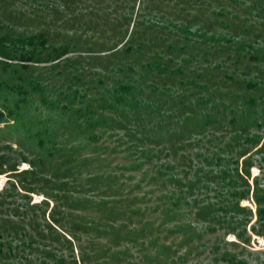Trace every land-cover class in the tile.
<instances>
[{
    "label": "rangeland",
    "instance_id": "rangeland-1",
    "mask_svg": "<svg viewBox=\"0 0 264 264\" xmlns=\"http://www.w3.org/2000/svg\"><path fill=\"white\" fill-rule=\"evenodd\" d=\"M1 35L68 53L0 63V264H264V0H0ZM142 63L160 114L105 108Z\"/></svg>",
    "mask_w": 264,
    "mask_h": 264
},
{
    "label": "trees",
    "instance_id": "trees-1",
    "mask_svg": "<svg viewBox=\"0 0 264 264\" xmlns=\"http://www.w3.org/2000/svg\"><path fill=\"white\" fill-rule=\"evenodd\" d=\"M42 37L43 35H39V36L34 35L28 38H18L16 40L11 41V40H8L7 37H4L3 35H1L0 36V57L3 60H0V63L2 65V69L4 71L15 70L14 67H18L21 69H28L33 64L48 63L50 61H55L56 59L68 53V50L66 47H61L59 49L53 48L51 50H45V47H43L44 45L43 43L45 42L42 41ZM124 50L126 53H130L133 50V47L130 46V47L125 48ZM13 61H16V63H13ZM151 64L152 63H142L141 64L142 69H139V71H137V69H135L133 65L130 66L129 64H126L124 67H119V71L120 72L122 71L124 74H127L129 72L133 73L134 75L137 74L138 79L134 81L137 84L134 85V84H130L129 82L119 83L116 86V88L112 91V94L108 95L107 99H103L104 105H105L104 107L105 108L108 107L109 109H114L115 112L117 113L118 112L121 113L127 108H131V109L133 108L134 110L143 111L141 113H138L137 115L139 116L138 117L139 119L142 118L144 121L146 117H149L153 113L160 114L159 111L161 110V108H158L153 103H150L149 101H146L141 97V94L142 92H144L145 86H146V81H145L146 76H147L145 75L146 70H149V71L156 70L158 72L166 71L165 66H162L161 64H156V65L155 64L151 65ZM5 88H8L11 91H15V89L20 90L21 87L16 88L13 86L5 85ZM33 89L34 91L37 90L36 87H33ZM153 89L156 90V87H154ZM12 103H13L12 105L5 104L3 108L0 110V123H8V121L11 118L14 121L19 120L20 117L22 116V113H21L23 110L22 106L27 104V100L26 98L18 99V100H13ZM176 112L178 111L175 110L174 115L178 114ZM198 122H199V119H198ZM36 138L41 139V136L38 134ZM38 141L41 143V140H38ZM255 197L258 203V213H264V209L262 207V199L264 196H258L255 193ZM84 200L86 201V203H90V201H92L90 199H84ZM81 201H83V199H81ZM202 209L203 208H201L200 210ZM204 209H206V212H208L209 206H205ZM134 211L136 210L134 209L133 212ZM204 215L206 216L207 213ZM92 221L98 224L99 220L92 219ZM85 227L87 228V230H89V232L91 231V229H94L93 231H97V226L95 228V226H89L86 224ZM152 227L153 226L149 228H145L143 234L145 233L151 234L152 232H150L151 231L150 228ZM48 228H49L48 234H43L40 229L38 230L39 231L38 234L41 237L52 239L53 242L56 241V243H58L60 238L62 237L59 236V234L54 232L55 229L52 226L49 225ZM72 235L74 238L77 237L75 236V233H73ZM89 237L90 236H88L87 238ZM64 239H65L64 241L68 243L67 244L68 249H69L68 254H63L62 252L58 253L59 251L58 248L56 247L50 248L49 245L46 246V250H44V252L42 253L45 254L47 257H50L53 260H55L57 264H66V259L68 258L72 259L73 261L72 264H76L75 255L73 252L74 245L71 242V240L67 238H64ZM77 240L79 241V244H78L79 245V259L82 261V264H87V261H93V264L96 262L99 264L98 262L99 258H97V254L93 251V249L97 248V244L91 246L92 244V239H91V240H88L89 247H85L81 245L80 237L77 238ZM31 242H33V240ZM162 247L164 248V252H170L169 251L170 246L162 244ZM151 257H155V255Z\"/></svg>",
    "mask_w": 264,
    "mask_h": 264
}]
</instances>
